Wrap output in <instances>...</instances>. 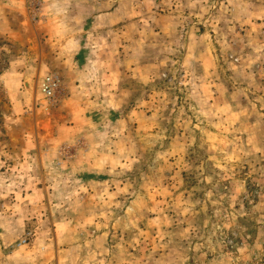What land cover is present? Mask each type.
<instances>
[{"label": "rangeland", "instance_id": "374dc122", "mask_svg": "<svg viewBox=\"0 0 264 264\" xmlns=\"http://www.w3.org/2000/svg\"><path fill=\"white\" fill-rule=\"evenodd\" d=\"M0 19L25 27L0 71L37 55L0 90V264H264V0H0Z\"/></svg>", "mask_w": 264, "mask_h": 264}, {"label": "crops", "instance_id": "0c3cea01", "mask_svg": "<svg viewBox=\"0 0 264 264\" xmlns=\"http://www.w3.org/2000/svg\"><path fill=\"white\" fill-rule=\"evenodd\" d=\"M19 15V13H17ZM9 24L7 25L6 20L4 19H0V40L1 38H6L9 37L10 39L12 38V36H14V38L12 40H14L15 45H22L24 44V39H23V32L22 30L25 29L23 23L20 21L19 22H15L14 25H10L9 27H14V31H12V28H8ZM51 42H53L54 40L51 39ZM33 42V41H32ZM29 43L30 47H33V44ZM28 47V46H27ZM29 48V47H28ZM26 49L25 51V55L24 56H20V60H16L14 67L10 68L8 71H6V68H4L2 71H0V90H20L21 89V82H22V77L25 74H28V71H24V70H20L17 69L18 64L17 63H21L23 62V58L27 57V59L29 58L30 60L36 59L37 55L35 52ZM6 71V72H5ZM4 72V73H3ZM8 79H11V81H8ZM18 98H19V105L17 106V100H16V104H15V108L18 109L19 107L21 109H23V102L22 100V92H18Z\"/></svg>", "mask_w": 264, "mask_h": 264}, {"label": "built area", "instance_id": "2783aa9c", "mask_svg": "<svg viewBox=\"0 0 264 264\" xmlns=\"http://www.w3.org/2000/svg\"><path fill=\"white\" fill-rule=\"evenodd\" d=\"M59 88L60 78L53 73L47 74L40 83L41 93L50 103L55 102ZM23 243H26V240H24Z\"/></svg>", "mask_w": 264, "mask_h": 264}]
</instances>
